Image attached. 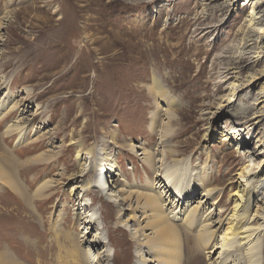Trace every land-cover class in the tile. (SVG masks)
<instances>
[{
    "label": "rangeland",
    "instance_id": "374dc122",
    "mask_svg": "<svg viewBox=\"0 0 264 264\" xmlns=\"http://www.w3.org/2000/svg\"><path fill=\"white\" fill-rule=\"evenodd\" d=\"M260 4L0 0V264H206L243 204L264 264ZM160 187L195 211L179 244L141 199Z\"/></svg>",
    "mask_w": 264,
    "mask_h": 264
},
{
    "label": "bare ground",
    "instance_id": "6f19581e",
    "mask_svg": "<svg viewBox=\"0 0 264 264\" xmlns=\"http://www.w3.org/2000/svg\"><path fill=\"white\" fill-rule=\"evenodd\" d=\"M261 5L262 4H260L258 6V12H257L256 16L255 17H252L253 19H256L257 22H256L255 25H257V27H258L256 30H257V32H260V33L261 32H264V9H261ZM262 34H264V33H262ZM154 93H157L158 96L162 100L165 99V94L163 93V90L161 89V87L158 84V82H156V81L154 82ZM19 127L20 126H18V127L17 126H8L7 129H6V131H5V134H9L10 131H12V132L13 131H17L18 132L19 131L18 130ZM19 132H21V131H19ZM18 135H20V134H18ZM150 158L149 157L148 158H145L146 159V164L149 163V160L152 161V159H150ZM3 168L0 166V178L3 181L6 180L5 183H7L12 190H18V185L19 184L17 185V182L15 180H13L14 178L11 177V175L9 173H6V171L4 170L5 168L4 169ZM108 172L111 174L110 175V179H109L108 182L114 183L115 182V179L113 178L111 180V176L112 175L113 176H116L115 168L112 165H109ZM244 174H245L244 170H242L240 173H238V175H240V177H243ZM166 182L169 183V180L166 181ZM169 187L170 186H168V184H166L164 186V188H167V191H168ZM243 187H246V184L243 183ZM164 188L160 187L158 189L159 195L161 197V201H157L158 199H156L154 197L155 194L154 195H150L149 194V196H147L145 194L144 197H143L145 200L143 198H141V197H138L137 200H139V198H141L143 200V204L144 205L146 204L147 206H149L150 209H152V211H154L152 218H153L154 223H155V231L159 235H161L160 236V240L161 241H166L167 237H170L172 231H174V236H175V238H177L178 244H179V241H180V236H178L179 235V229L177 230L176 227L172 223H173V221L181 220L183 222V224L189 225L192 222V219H194L195 211L192 209L187 214L186 213L183 214L184 211H181L180 210L181 209V206H182L181 199L185 195V193L183 191H180V189L175 190V191H177L176 192L177 193L176 194V199L177 200H175L173 204L169 201L168 202L169 208L166 207L165 202H167L168 197L170 195L169 196L167 195V198L165 197V194L163 195V193H167V192H163ZM109 191H110V194H108V197H110V198H116L117 197L118 198V195H116L115 193H113L114 192V189L112 188V186H111V189ZM212 191L213 190H206L205 191L206 192L205 194H207V193L210 194V193H212ZM140 196H142V195L140 194ZM246 201H247V198H246V200L244 202L246 203ZM175 202H176V204H175ZM139 203L140 202L138 201V204ZM179 203H181V204L179 205ZM246 208L247 207H246L245 204H243L240 208H238L237 206H234L232 208V211H231L232 214L230 215V217L227 218V220L229 221L228 226L225 228V230L223 231V233L220 234L221 238H219L220 241L218 242V244H219L218 245V249H220V251L218 252V258H216L215 261H211V262H208L206 264H230V263L233 264V262L230 260V258H231L230 257V253L232 252V250L234 248H237L238 245H242V244L244 246H246V248H245L246 249L245 250V256H246V259H247V264H255L254 259H255V255H256V250L258 248H256L257 245H256V241H255V234H254L255 232H254V229H252L251 227H248V226L246 228L243 226L244 229H242V227H241L242 226L241 225L242 224V221H245V219L246 220L249 219V216H248V213H247L248 210ZM168 221H170V223H168ZM207 226L208 225L206 224V227ZM206 234L207 233H205V235ZM154 235H155L154 236V240H152V241L158 240L156 234H154ZM199 238H203V237L202 236H199ZM97 243L100 244V241L98 240ZM213 247H216L215 244L213 245ZM213 247H211L212 250H211V252L208 255V258H210V259L217 252L216 250L213 249ZM234 250H236V249H234ZM237 251H238V249H237ZM224 253H226V256H223ZM100 259H98L97 261H100ZM195 264H201V263L199 261V263H195Z\"/></svg>",
    "mask_w": 264,
    "mask_h": 264
}]
</instances>
